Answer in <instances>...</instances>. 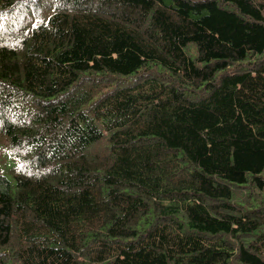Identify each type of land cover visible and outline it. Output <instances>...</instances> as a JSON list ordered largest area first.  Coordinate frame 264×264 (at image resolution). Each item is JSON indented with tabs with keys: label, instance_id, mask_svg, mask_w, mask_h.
Here are the masks:
<instances>
[{
	"label": "trees",
	"instance_id": "obj_1",
	"mask_svg": "<svg viewBox=\"0 0 264 264\" xmlns=\"http://www.w3.org/2000/svg\"><path fill=\"white\" fill-rule=\"evenodd\" d=\"M0 264H264V0H0Z\"/></svg>",
	"mask_w": 264,
	"mask_h": 264
}]
</instances>
